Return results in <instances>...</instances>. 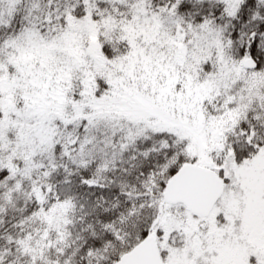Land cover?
Returning a JSON list of instances; mask_svg holds the SVG:
<instances>
[{
  "label": "snow or ice",
  "instance_id": "6c2138e0",
  "mask_svg": "<svg viewBox=\"0 0 264 264\" xmlns=\"http://www.w3.org/2000/svg\"><path fill=\"white\" fill-rule=\"evenodd\" d=\"M0 264H264V0H0Z\"/></svg>",
  "mask_w": 264,
  "mask_h": 264
}]
</instances>
